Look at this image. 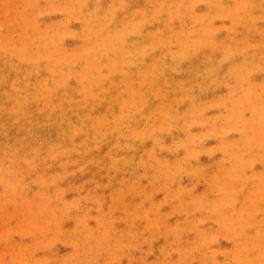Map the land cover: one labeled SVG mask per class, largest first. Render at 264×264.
<instances>
[{"label": "bare ground", "instance_id": "1", "mask_svg": "<svg viewBox=\"0 0 264 264\" xmlns=\"http://www.w3.org/2000/svg\"><path fill=\"white\" fill-rule=\"evenodd\" d=\"M134 1L76 0L79 5L81 3L79 7L88 14V20L84 26L80 27L83 34H78L77 30L70 32L76 38L81 36L82 43H85L87 54L91 58L87 63L80 64L84 65L80 69L81 74L89 76L91 70L88 65L92 64V61H96L93 56L97 53V47H93V40L106 35L109 45L120 43L121 48L109 47L115 51L120 50L121 56L130 68L131 79L140 86L139 94L135 98L124 102H113V107L111 109L108 107L100 119H94L97 118V115L96 112L93 113V109L90 113L82 109L76 117H67L65 115L66 107L70 105L69 103L74 102L73 95H69L67 100L65 98L53 99V102L59 106V110L53 114L52 121L49 123L51 125L38 126L33 115L35 108L31 105L33 95L28 92L27 88L29 83L44 86L48 81L42 79L39 82L38 79L29 80L28 78L39 74L57 75L59 70H63V67L58 69L55 64L51 63L54 58L49 54L50 45L47 43L41 46L39 43L35 45L34 51L26 49L21 54V58L26 60L27 57L42 48L34 60L24 61L26 71L22 75L23 81L18 85L2 67L7 59L6 51L0 46V193L8 194L15 205L18 198L30 200L31 196L36 193H40V198L47 201L50 199L47 192L36 188L33 183L53 181L58 183L64 195L71 172H75L76 179L74 181L77 183L85 181L86 178H81V176L83 167L86 165L93 171L98 168V171H103L109 178H112L114 183L112 196L123 195V189L131 183L143 197L142 202L149 203L150 207L143 209L144 212L140 214L137 208H129L133 204L130 195L128 194V198L123 197V208H126L127 211L121 215L120 224L127 225V227L118 229L116 232L109 224L110 210H113V205L108 206L109 210L105 212L94 205L86 204L85 201L90 198V195L88 191L82 189L71 197L75 203L77 201L84 205L74 214L71 212L72 206L68 198L61 195L59 197L61 207L59 208L64 210L62 213L65 214L64 226L67 230L61 231L59 235L64 236L72 233L73 239L72 242L68 241L71 243L68 256L62 255L58 264H107L110 261L109 254L110 248H112L109 244L111 237L115 235L121 243V247H124L125 241L129 240L135 244L138 233L131 225L142 219L151 226L157 235L161 236V244L156 252L153 247L144 251V257L157 259V263L186 264L185 258L188 260V257H191L193 258L191 261L196 264H202L195 261L199 258L205 261L203 264H264V233L254 239L252 241L254 243L246 241L249 237V228H254L255 225L244 223L245 191L241 188L240 190L243 191L240 194H235L219 188L223 186L224 178L230 175L224 167L225 161L222 160L221 163L215 159L210 147L207 148L204 143L199 145L195 143L196 137L207 129L199 125L196 130H193L194 128L175 123L176 136L180 138L177 139V142L182 147L179 159L183 165L178 166L168 154L170 124L167 125L166 121H170V117L157 118L148 124L143 116L146 114L143 106L148 103L150 94L149 90L145 88L147 83L151 87L159 86L161 88L167 85L166 82H172V88L176 87L182 90L184 103L195 105L201 92L205 90L198 86L200 80L207 79L209 86L222 87L228 92L229 86L223 78L228 74L234 78L237 87L235 85L233 89H229L228 95L234 97L236 105L226 107V113L229 116L235 114L237 118L252 122L250 117L257 116L260 124L264 127V106L262 105L264 102V78L261 79L260 84L263 87L261 88L262 93L254 99H251L253 93L248 86L250 76L255 72L254 68L257 67L259 73H264V67L259 65L255 57L243 59L235 58L229 54L209 62L205 67L200 63H194L196 54L200 52V48L197 49L194 43L188 44L178 40L175 34L169 39H165L164 35L156 31L157 35H153L154 27L151 21H161L166 18L164 10H160L163 8L160 3H164L165 0L152 3L143 1L146 5L140 7L139 10L133 8ZM200 1L178 0L181 2L178 6L184 10L190 8L192 10ZM244 1L249 13H252L256 7L264 9V0L263 4L259 5H255L251 0ZM216 3L217 0H209L206 10L219 13V6ZM159 4L161 5L160 9L158 8ZM75 9L76 7H69L66 11L64 8H60L59 12L62 15L69 14ZM80 21L82 24L84 23L83 20L80 19ZM91 22H98L101 28L97 29L89 25L88 23ZM150 25L151 27H149ZM39 35L34 36L33 39L42 43V37ZM218 39H223V36ZM43 47H47V50L45 51ZM157 52L162 56L160 61L155 60ZM144 61L147 64L143 66L142 71H139L138 67ZM98 65L100 66V63ZM165 74H168L166 78ZM176 74L179 80L173 82L172 78ZM102 77L103 75H100L97 80H94L95 78L90 76L89 79L90 88L97 95L103 94L105 91L101 89L104 88L100 83ZM116 77L111 74L106 79H115ZM106 91L111 94L112 103V98L116 96V89L111 88ZM87 100L84 99L83 102L85 103ZM247 100L249 101L248 108L240 109ZM56 119L57 123H53ZM92 119L93 123L90 124L89 121ZM7 131L13 132V135L5 136L4 133ZM110 137L118 139L110 140ZM147 144L150 148L146 146ZM11 150H16L15 158L7 156ZM160 154L163 155V158L153 162L152 157ZM97 155L105 158V167L95 164ZM234 156H230L231 161L232 159L238 160ZM54 162L60 164L61 172L59 174H55L52 168ZM159 172L163 174L162 191L168 193L171 188L174 192L170 196L174 195L178 201L184 203V206L181 204L175 210L169 211L171 213L164 215L161 214L162 207L152 196L158 189L152 187L151 183ZM184 173L190 179L205 180V189L198 191L196 188L192 189L186 186L182 180ZM123 174H127L129 177V180L124 184L118 179ZM32 176H36V179L33 180ZM92 178L95 179L94 176ZM96 184L97 181L94 182V185ZM26 204L30 206L32 203ZM142 207L143 205L140 204L138 209L141 210ZM22 208L23 206L21 210ZM194 209L195 212L206 217L210 214L212 218L207 217L204 218L205 222H197V219L189 217ZM229 211L233 212V217L227 215ZM262 224H264V220ZM208 227L211 232L207 229ZM220 237L226 238L227 248L219 245ZM115 245L119 247L117 242ZM133 246L141 248L139 244ZM131 250L132 248L126 251L131 252ZM136 262L139 264V260H133V264Z\"/></svg>", "mask_w": 264, "mask_h": 264}, {"label": "rangeland", "instance_id": "2", "mask_svg": "<svg viewBox=\"0 0 264 264\" xmlns=\"http://www.w3.org/2000/svg\"><path fill=\"white\" fill-rule=\"evenodd\" d=\"M143 1L152 3L159 0H135L132 3L133 8L139 10L140 7L145 6ZM251 2L255 5L263 4V0H251ZM179 3L181 2L178 0H165L164 3H160L163 8L160 9L161 5H158V8L166 13V18L161 21H151L154 27L153 35H157L156 31L164 35L165 39L176 35L178 40L188 44L194 43L197 49L200 48L194 63H200L203 67L226 54L243 59L255 57L259 65L264 67V9L256 7L252 13H249L244 0H217L216 5L219 6V13L206 10V4H209V0H201L192 10L191 8L181 9L178 6ZM80 5L76 3V0H0V46L6 51L7 61L2 64L6 74L11 76L16 84L20 85L23 81L22 75L26 71L24 61L34 60L42 48H39L26 60L21 58V54L26 49L34 51L35 45L39 43L41 46L48 43L50 45L49 54L54 58L51 63L55 64L58 69L63 67V70H59L57 75L44 76V74H39L28 78L29 80L38 79L39 82L42 79L48 81L47 85L44 86L29 83L27 88L29 89L28 92L33 95L31 102L35 108L33 115L35 122L40 127L50 126L49 123L52 121L53 114L59 110V106L53 102V99L65 98L67 100L69 95H73L74 102L67 105L65 115L74 118L82 109L89 113L93 109V113L96 112L97 115V118H94L96 120L104 115L108 107L110 109L113 107V102L129 101L135 98L140 91V86L130 77V68L121 56L120 50L115 51L109 47L121 48L120 43L109 45L106 41V35L93 40V47H97V53L93 56L96 61H92V64L88 65L91 70L89 76L81 74L80 69L84 65L81 66L80 64L82 62L87 63L91 58L87 54V48L85 43H82L81 36L76 38L70 32L77 30L78 34L82 33L80 27L84 26L88 20V14L79 7ZM69 7H76V9L69 14H60V8L67 11ZM258 17L259 19H257ZM80 19L84 21L83 24ZM88 24L97 29L101 28L98 22ZM168 32L169 35H167ZM37 35L42 37V43L34 41L33 38ZM88 35L90 36V34ZM222 36L223 39H218ZM47 47H43L45 51ZM161 58L162 56L157 52L155 60L160 61ZM145 64L147 63L144 61L138 67L139 71H142ZM258 70L257 67L254 68L255 72L250 76L248 83L251 93H253L251 99L262 93L261 88L263 87L260 84L261 79L264 78V73H259ZM111 74L117 77L107 80L106 77ZM100 75H103L100 78V83L104 86L101 89L105 91L103 94L97 95L90 88L89 79L91 76L97 80ZM167 76L168 74H165V78ZM223 78L226 80L229 89L235 87L233 77L227 74ZM172 79L173 82H176L179 77L176 74ZM166 83L167 85L161 88L159 86L151 87L148 83L145 84V88L150 93L148 103L143 106L146 111V114L143 115L146 123L151 124L157 118L170 117V121H166L167 125L170 124L168 154L178 166L183 165L179 159L182 147L177 142V139L180 138L176 136L175 123L191 127V129L194 128L193 130H196L199 125L207 129L196 137L195 143L197 145L204 143V146L210 147L215 159L221 163L222 160L225 161L224 167L230 175L224 178L223 186L219 188L235 194L245 191L244 223L255 225L254 228H249V237L246 241L254 243L252 241L264 233V224H262L264 220V127L260 124L257 116L250 117L253 122L237 118L235 114L229 116L226 113V107L235 106L236 100L228 95L229 89L227 92L222 87L209 86L207 79L200 80L198 84L205 90L201 92L195 105L184 103L182 90L176 87L172 88V82ZM111 88L116 89V96L112 98V103L111 94L106 91L111 90ZM49 93L51 94L49 95ZM84 99H88L87 102L84 103ZM248 104L249 101H245L244 106L240 109L248 108ZM262 105L264 106V102ZM262 105L260 104V106ZM216 112L219 113L216 114ZM53 123H57V119ZM89 123L92 124L93 119ZM4 135L11 137L13 132L7 131ZM116 138L110 137V140H116ZM146 146L150 148L149 144ZM9 152L7 156L16 157L14 155L16 150ZM233 155L238 160L232 159L231 161L230 156ZM160 158H163L162 154L153 156L152 161ZM95 164L99 167H105L106 160L101 155H97ZM215 167L217 168V165ZM52 168L55 174L61 172L60 164L57 162L53 163ZM97 171L98 168L93 171L84 165L81 178L86 179L83 183L74 181L76 179L75 172H71L64 195L58 183L36 181L33 185L47 192L50 198L47 201L40 198V193H36L31 196L30 200L18 198L15 205L8 194L0 193V264H58L62 255L68 256V250L71 249L69 242H72L73 234L59 235L61 231L67 230L64 226L65 214L62 213L64 210L59 208L61 207L59 200L61 195L68 198L72 206L71 212L74 214L84 205L77 201L75 203L71 197L82 189L88 191L90 195V198L85 201L86 204L94 205L105 212H108V206L113 205V210H110L109 224L116 232L118 229L127 227V225L120 224L121 215L127 211L126 208H123V197L128 198L129 194V197L133 199V204L129 208H137L140 214L144 212L143 209L150 207L147 201L142 202L143 197L131 183L123 189V195L112 196L114 184L112 178H109L103 171ZM162 176L161 172L154 176L151 186L158 189L152 196L162 207L161 214L164 215L171 213L169 211L175 210L181 204L184 206V203L178 201L174 195L170 196L174 192L171 188L167 187L169 188L168 193L162 191ZM128 178L127 174H123L118 179L124 184L129 180ZM182 178L186 186L192 189L196 188L198 191L205 189V180L190 179L185 173ZM32 179H36V176H32ZM26 180H28L27 177ZM95 181H97L96 185H94ZM241 188L243 190H240ZM28 202L32 204L29 206L26 204ZM250 203L252 205L249 206ZM140 204L143 205L141 210L138 209ZM232 214L233 212L229 211L227 215L233 217ZM189 217L197 219V222H205L206 219L204 218L207 217L212 218L210 214L206 217L197 211L195 212V209ZM131 226H134L133 228L138 233L135 244H132L131 240H124L126 243H124V247H121L118 238L113 235L109 243L112 247L109 254L110 261L107 264H133V260H139V264H160L157 263V259L144 257V251L153 247L154 252H156L161 244V236L157 235L143 219L135 221L134 225ZM207 229L210 231L209 227ZM116 242L119 247L115 245ZM218 243L223 248L228 247L226 238L220 237ZM136 244H139L141 248L133 246ZM130 248H132L131 252H127L126 250ZM191 259L193 260L191 257H188V260L185 258L186 264H196ZM195 261L202 264L205 262L202 258Z\"/></svg>", "mask_w": 264, "mask_h": 264}]
</instances>
